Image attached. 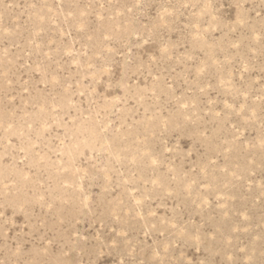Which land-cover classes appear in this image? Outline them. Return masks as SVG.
<instances>
[{
    "label": "rangeland",
    "instance_id": "obj_1",
    "mask_svg": "<svg viewBox=\"0 0 264 264\" xmlns=\"http://www.w3.org/2000/svg\"><path fill=\"white\" fill-rule=\"evenodd\" d=\"M0 264H264V0H0Z\"/></svg>",
    "mask_w": 264,
    "mask_h": 264
}]
</instances>
